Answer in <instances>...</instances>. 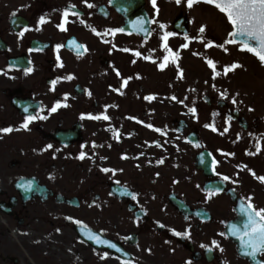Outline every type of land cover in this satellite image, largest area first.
Listing matches in <instances>:
<instances>
[{
	"label": "flooded vegetation",
	"instance_id": "flooded-vegetation-1",
	"mask_svg": "<svg viewBox=\"0 0 264 264\" xmlns=\"http://www.w3.org/2000/svg\"><path fill=\"white\" fill-rule=\"evenodd\" d=\"M88 2L94 7L84 0H0V128L14 129L0 133V260L35 264L21 247L39 256L41 251L76 252L84 255V264H256L242 254L227 226L241 223L239 206L249 197L256 208H264V182L257 179L264 176V96L231 72L202 81L200 56L210 52L215 63L214 52L220 51L222 59L258 57L241 50L239 43L225 44L227 51L217 47L231 31L211 21L226 17L211 4L202 11L216 16L204 12V18L197 9L194 24L185 0L179 5L156 0L155 8L151 0ZM69 5L81 15H69L62 31L56 25ZM41 16L45 23L38 24ZM137 18L156 21L144 25L149 35L131 26ZM161 23L166 29L159 28ZM24 27L30 30L19 37ZM92 27L101 33L126 31L98 36ZM163 31L177 33L167 43L178 58L173 62L170 56L160 69L167 54L161 47ZM184 33L204 39L185 41ZM208 41L214 43L206 48ZM57 44L63 47L57 50ZM195 50L197 61L187 60L186 52ZM28 67L32 71L25 73ZM69 75L73 79H64ZM57 100L62 106L50 112ZM89 113L109 119L89 118ZM27 115L47 119L23 129ZM48 144L53 147L47 149ZM81 151L87 154L83 160L78 159ZM225 175L228 181L222 180ZM29 181L32 191L20 186ZM215 188L221 191L209 197ZM173 229L189 236H176ZM88 232L120 251L88 239ZM104 252L109 255L101 258Z\"/></svg>",
	"mask_w": 264,
	"mask_h": 264
},
{
	"label": "snow or ice",
	"instance_id": "snow-or-ice-1",
	"mask_svg": "<svg viewBox=\"0 0 264 264\" xmlns=\"http://www.w3.org/2000/svg\"><path fill=\"white\" fill-rule=\"evenodd\" d=\"M182 0H175V3L177 5L181 4ZM199 2V0H186V5L187 7L191 8L194 3ZM205 3L214 5L217 9H219L220 12L224 13L227 17V20L230 22L232 26V31L229 33V39L225 41L224 44L217 45V47L223 48L224 51H227L228 49L225 47V44H235L239 43L241 50H247L253 54H255L260 62L264 64V0H204ZM151 3L153 4L154 8L156 6V0H151ZM84 4L88 8H93L94 5L89 3L88 0H84ZM75 8V5H69L62 11V17H61V23H58L56 26L62 31H66V24L68 23V17L69 15L72 16H77L79 17L81 15L80 12L78 11H72V9ZM15 15V13H13ZM45 16H41L38 20V24H43L45 23ZM81 23H85L83 20L80 21ZM146 23H156L155 20H145L142 18H137L136 20L131 22V26L138 32V33H143L145 36L150 34V30L146 28L144 25ZM166 25L161 23L159 24V28L161 30L166 29ZM30 29L28 27H24L23 31L18 33L19 37H23L24 32L29 31ZM38 30V29H37ZM92 32L95 33L98 36H108L112 35L114 36L116 33H124L126 30L124 28H113V29H106L103 33L99 32L96 28L92 27L91 28ZM205 31L204 27L202 26L199 29L200 33H203ZM128 34H131L130 32ZM177 35L175 32L171 31H163V34L161 35L160 39L162 41L161 47L165 50L166 55L163 56L162 60L158 67L160 69H163L166 66V63L169 61L170 56L171 60L173 62L176 61L178 58V53H175L172 51V49L168 46V39L169 37H173ZM237 38H240L237 40ZM192 39H199L203 41L204 37L198 36V37H189L187 33H184V40L185 41H190ZM108 41H105L107 43ZM72 45H74L77 49H83L86 51V46H81L76 44L75 41L70 42ZM213 41H208L205 43V47H211L213 45ZM115 47V45H113ZM63 47V45L57 44L56 48L57 50ZM182 48H187L188 43H184L181 45ZM39 50V49H37ZM122 51L125 52H132L134 56L140 57L142 53L138 50L130 49V48H123L121 49ZM33 51V49H29V52ZM153 51H155L153 49ZM82 52L78 51L77 55H81ZM146 60L152 59V57L145 56L143 57ZM60 60L59 55H57V61ZM135 63V60L132 61ZM207 64L209 67L212 68L213 70V76L215 77L216 75H219L220 73L216 71V64L213 60L208 59ZM239 65L236 63H233L231 65L225 66L224 67V74L227 75L228 71L234 70L238 67ZM32 71L31 67L25 68L24 72L29 73ZM117 75L119 76L120 73L117 70ZM59 79V78H58ZM64 79L71 80L73 77L71 75L64 77ZM128 79H131V77H128L127 79H124L122 82L121 87L125 86L127 84ZM57 83V80L51 81V84L55 86ZM116 91H120V89H115ZM91 95V93H88ZM67 95L65 94V100L67 99ZM221 98H226V93L221 92L220 93ZM154 97L152 96H147L145 99L151 100ZM171 99L176 100L177 98L175 96L171 97ZM180 103H183V101H180ZM232 103L236 104L237 101L235 98L232 99ZM61 101L57 100L55 104L51 107L50 112H56L59 107H61ZM67 106V105H64ZM107 107V106H106ZM251 110V109H250ZM25 112H28V108L25 107L24 109ZM190 112L195 114L196 109L195 108H190ZM82 114V118H83ZM89 116V118H94V119H100L103 118L105 120H108L109 117L107 115H103L102 117L100 115L93 117L91 113L86 114ZM214 115H216L214 113ZM36 119H47L46 116H35V115H27L25 116L24 122L20 126L23 129H27L29 126V123L31 121H34ZM132 119H135V117H132ZM149 128H152V125H147ZM205 127H210L212 128L213 131H216L217 129L215 128L214 124H206ZM156 131L160 132L161 129H155ZM14 131L12 127H4L0 128V133H10ZM228 128H224V132H227ZM116 138L119 139V133L118 131L116 132ZM53 145L48 144L46 145L47 149L52 148ZM261 149V144L259 141L256 143V151L259 152ZM44 149H42L43 151ZM254 154V153H249ZM87 154L83 151L79 153L78 159L83 160ZM101 159H104V157H101ZM163 161H158V163H162ZM217 161L213 160L212 164L215 166ZM213 170H215L213 168ZM103 172L107 173L109 171H116V170H110L108 168H103ZM219 175V174H218ZM255 175V173H253ZM230 177L228 176H222V180L228 181ZM260 181L264 182V176L257 177ZM235 183V181H233ZM119 183V181H117ZM22 188H25L26 191H32L33 190V184L31 181H29L27 184H22L20 185ZM220 188H215V189H210L208 192V196L211 197L214 193L220 192ZM132 199H136V194H132ZM248 202L244 203L242 202L239 206V212L242 217V221L240 224H231L228 225V230L229 233L240 241V246L242 250V254L250 257L253 261L256 262V264H264V260H257L256 258L258 256L264 257V208H256L252 203H251V197L247 198ZM66 219L68 220H73L72 217H67ZM139 217H137V220ZM77 225H81V221H74ZM57 231H60L57 229ZM173 232L176 236H184L187 237L189 236V233L187 231L185 232H178L173 229ZM226 233H221V235H225ZM88 239L93 240L97 244H107L111 248H116L117 251H120L119 248H117V245L114 243H111L108 240L101 239L98 235L92 232H88ZM125 239H130V237H125ZM213 245H216L219 247L216 241L212 242ZM201 247L208 248V250H211V248L207 245H201ZM222 251V249H221ZM109 253L104 252L103 256L101 258H106L108 257ZM124 264H130V262L125 261Z\"/></svg>",
	"mask_w": 264,
	"mask_h": 264
},
{
	"label": "rangeland",
	"instance_id": "rangeland-1",
	"mask_svg": "<svg viewBox=\"0 0 264 264\" xmlns=\"http://www.w3.org/2000/svg\"><path fill=\"white\" fill-rule=\"evenodd\" d=\"M170 7L174 8V6H170ZM185 8L189 12L190 17L193 18L194 24H197V18H196L197 17V9L202 11L204 9H208L211 7L207 3L196 2L193 4V6L191 8H189V7H187L186 0H185ZM170 12H172V11H170ZM204 12L211 13L213 15L215 14V13H213V11L212 12L211 11H204ZM204 12L202 11V13L204 14L203 17L206 18L208 15ZM214 16H216V15H214ZM211 21L212 22L217 21V23H219L221 27L223 25L224 29L226 28V29H228V31H232V26H231L230 22L224 16L222 17L219 15L216 20H211ZM199 27H201V26H199ZM192 29H195V27L193 26ZM210 31L212 33H214V30H210ZM221 31H222V29H221ZM190 37H193V36H190ZM233 50H236V47H233ZM196 54H197L196 50L192 51V53L187 51L185 54V57L187 58V60H188V58H190L189 60L191 62H193V61L196 62L197 61ZM214 54L216 56V59L219 60L215 63L216 64V71L220 73L219 75L215 76L216 79H219L220 75L222 73H224V67L225 66L236 63L239 66L236 69L230 70L228 72L233 73V76H237V75H239L241 77L244 76L241 79H243L244 82L248 81L250 84L249 85L250 88H252V87L256 88L255 91L258 93L261 92V94H263V96H264V67H262L264 65L260 62V60L255 59L252 54L249 57H247V56L244 57L243 59H245V61L242 60L241 57H243V56L241 54H238L239 55L238 56L237 54L234 53L235 56H233V54H232L227 59H222L220 57L222 55V51H220L219 54L214 52ZM206 55L200 56V63H201V68H202V74H201L202 81L205 79H208V78L214 79L213 70L211 67H209V65L206 62L209 59V57H211V53L207 52ZM213 61L215 62V60H213ZM186 66H187V72H189L190 71V69H188L189 66L188 65H186ZM234 80L236 82L237 79H234ZM242 84L234 85V86L235 87L237 86V88H238ZM75 249H76V247H75ZM19 250H21V252L23 253V256L26 258L27 261H33V262H35V264H84L83 261L81 262V259L84 256L83 254L77 255L76 252H72V251L68 252V250L62 251L60 254H58L57 251H54L53 253H51V252H45L44 253V251H41L40 256L37 254L30 255L27 252H25L24 250H22L21 247H19ZM21 252H20V254H21ZM0 264H7V263H3L0 260Z\"/></svg>",
	"mask_w": 264,
	"mask_h": 264
},
{
	"label": "water",
	"instance_id": "water-1",
	"mask_svg": "<svg viewBox=\"0 0 264 264\" xmlns=\"http://www.w3.org/2000/svg\"><path fill=\"white\" fill-rule=\"evenodd\" d=\"M240 38H237V40H239Z\"/></svg>",
	"mask_w": 264,
	"mask_h": 264
}]
</instances>
